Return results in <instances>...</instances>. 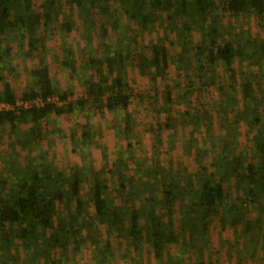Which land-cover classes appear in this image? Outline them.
I'll return each mask as SVG.
<instances>
[{
  "label": "trees",
  "instance_id": "16d2710c",
  "mask_svg": "<svg viewBox=\"0 0 264 264\" xmlns=\"http://www.w3.org/2000/svg\"><path fill=\"white\" fill-rule=\"evenodd\" d=\"M227 16L262 19L264 0H0V103L39 97L45 102L0 111V145L9 147L2 161L10 169L0 177V264H67L103 241L111 250L112 236L125 237L131 251H153L156 257L164 246L191 242L196 244L188 246L195 253L192 264H210L219 260L213 250L217 224L238 235L231 250L226 233V244L216 253L233 264L256 260L258 249L247 237L264 233V129H257L246 155L231 105L216 102L227 112L226 132L214 127L207 110L220 82L239 92V103L251 100L244 108L251 110L252 124L261 123L264 82L250 69L239 72L235 63L241 54L249 62L259 55L264 59V37L246 35L243 28L237 33ZM76 22L79 44L71 38ZM161 23L167 33L163 28L152 43L141 44L139 30ZM56 25L67 86L54 81L42 60L47 34ZM114 34L115 50L108 43L102 51L103 41ZM94 38L102 42L97 47ZM16 46L40 61L27 71L26 85L15 83L16 68L7 60ZM135 72L158 81L157 87L134 93ZM134 95L146 98L148 121L128 110ZM81 112L91 119L116 114L122 118L118 134L137 136L136 145L129 142L127 148L141 144L140 135L151 137L156 157H141L134 169L119 152L112 165L100 168L75 161L58 167L49 154L44 159L38 145L53 133L50 118ZM178 124L188 126L180 139ZM92 126L80 125L84 140ZM218 130L219 137H210ZM244 210L259 212L247 218ZM261 250L257 264H264V244Z\"/></svg>",
  "mask_w": 264,
  "mask_h": 264
},
{
  "label": "rangeland",
  "instance_id": "374dc122",
  "mask_svg": "<svg viewBox=\"0 0 264 264\" xmlns=\"http://www.w3.org/2000/svg\"><path fill=\"white\" fill-rule=\"evenodd\" d=\"M69 11V10H68ZM71 12V11H70ZM77 16L78 14H74ZM226 19H231V24H235L234 29L238 33L242 31L241 28L244 29L246 35H252L256 38L264 37V18L259 19L255 16L242 19H236L235 17L227 16ZM158 24L154 27V29H146L139 30V39L141 44H150L157 37L158 34L164 32L165 27L159 26ZM81 24L76 22L72 41L75 44H79L81 39L78 37V27ZM169 27V25H168ZM53 32H50L48 35L49 40L46 43V48L44 50V55L42 56V60H45L47 64H49L51 75L55 82H59L61 86H67L69 81L68 72L66 69L59 65V57L62 53V40L60 35L58 34V25L52 28ZM168 28H165V34L167 33ZM132 31L130 30V35ZM70 41V40H69ZM94 47L99 46L102 42L94 38ZM101 44L102 51L108 43H111V47L115 50V43L118 42V35L114 34L107 40L103 41ZM107 42V43H106ZM115 42V43H114ZM109 53V52H108ZM258 55V54H257ZM7 60L12 63L13 67L17 68L20 72H17L16 84L26 85L28 82L27 71L33 69L34 66H40V61L35 55L29 56L26 54L25 50H18L17 46L15 47V51L11 55V57L7 58ZM255 61H257L255 63ZM239 72L246 73L248 69L252 71V76L255 80L264 82V59L261 55L253 57V60L249 62L248 59H245V56L241 54V57L237 59L235 63ZM176 67V66H175ZM174 67H172L173 69ZM16 69V70H17ZM178 73V69L175 68L172 72ZM154 77V76H152ZM241 77V76H240ZM133 85L135 87V92L149 87H157L158 81H150L147 76H142L139 73H132ZM230 83V82H229ZM228 83V84H229ZM219 82L212 89L213 95L215 97L214 101H212V105L207 110L209 113L210 121L213 122L214 127L219 128L221 126V132H226L229 128V121L223 118V114H227V112H223L218 105L217 101H222L226 108L227 105H231L232 109L236 113L237 117L240 119V123L236 126V130L238 133L239 143H242L243 147L247 148L246 155L252 152L255 144V135L257 133V129H264V114H262L261 123L258 125L252 124L253 117L251 116V110L244 108V105H249V99H243V102L239 103V99H241V95L239 92H234L235 89L233 86H220ZM227 87V88H225ZM163 89V88H161ZM239 90V88H238ZM205 94V92H204ZM144 102V103H143ZM142 100L135 95L132 98V101L128 107V110L133 113V115L138 118L140 121H148V114L150 112L149 107H146V98ZM228 103V104H227ZM145 104V105H144ZM222 112V113H221ZM122 118L118 117L116 114L112 112L106 114L105 116H96L93 119L88 118V115L85 112L81 113H68L66 116H57L53 115L50 118V127L52 129L51 136L49 137L48 143L44 142L41 145H38V148L42 150V157L47 158L48 154L50 159L54 161V163L58 167H65L67 164H72V162H79L82 168H88L89 164L92 162L96 165L97 168H100L103 164L112 165V160L115 158L116 154L119 152L120 157H122L124 161H129L132 169L136 167L138 163V159L143 157L148 161L149 157H156L155 152L152 151V138L144 137L142 135L139 136V139L142 141L141 144L136 146L135 148H127V144L134 143L136 145L137 136L133 133H128L126 135H119L116 127V122L120 121ZM250 120V121H249ZM85 122H92L95 124L93 127L92 134L85 138H82V130L80 125ZM29 125H24L25 131L28 129ZM185 127H181L178 124V137L180 139L183 136ZM176 129V130H177ZM210 131H208L207 135ZM74 134V138L70 136V134ZM220 130L216 131L215 134L210 132V137L216 136L219 137ZM138 134V133H137ZM217 140V139H215ZM2 152L5 153L9 150V147L1 146ZM34 149V150H37ZM35 152V151H34ZM118 154V155H119ZM84 155V158H83ZM14 156V155H13ZM2 154L0 152V177L6 174L9 166L2 161ZM15 157V156H14ZM129 157V159H128ZM84 159V161H83ZM24 160V159H23ZM22 160V161H23ZM37 160V159H36ZM36 162V161H34ZM149 163V162H148ZM147 164V163H146ZM35 167V166H34ZM36 168V167H35ZM235 191V190H233ZM251 212V213H250ZM242 211L241 213L247 215V218L255 217V213L257 211ZM230 217H226L229 219ZM219 224H217L216 228L213 230V250L214 253L218 256L219 260L216 262V258L213 256L215 260L210 264H231L234 261L228 260L226 255L218 254L216 251L218 249H222L225 246V242L223 238L227 237L226 233H229L231 244V250L233 249V241L235 237L238 235L234 229L229 227L228 231L222 232L221 229H218ZM102 230H105L102 227ZM247 241L250 243L252 240L254 246L257 250V258L255 261H251L250 264H257L260 261V258L263 255V251L261 250L262 245L264 244V233L259 234L257 231L251 232L247 237ZM111 242V250H107L105 248V241L102 242V245L98 247H94V250H90L84 248L79 253L72 256L70 262L67 264H172L175 260L178 264H192L195 253L192 251V248L188 246L196 245L194 243H183L180 241L179 243H173L169 246H164L162 251H160V255L158 257L155 256L153 251L147 250H134L131 251L128 247V240L125 237H110ZM246 243V242H245ZM248 246V244L246 243ZM200 247V243L197 248ZM251 247V246H250ZM147 251V252H144ZM181 252L186 253L184 255ZM179 256H178V255ZM244 256V261L248 257ZM176 259H173V258ZM234 260V259H233ZM233 264V263H232Z\"/></svg>",
  "mask_w": 264,
  "mask_h": 264
},
{
  "label": "built area",
  "instance_id": "2783aa9c",
  "mask_svg": "<svg viewBox=\"0 0 264 264\" xmlns=\"http://www.w3.org/2000/svg\"><path fill=\"white\" fill-rule=\"evenodd\" d=\"M53 100H56V99H50V98L48 99V101H53ZM44 103L45 102L41 97L34 99V100H30V101H23V100L18 99L17 103L14 105L9 104V103H0V111L20 109V107L29 108L34 105L40 106V105H43Z\"/></svg>",
  "mask_w": 264,
  "mask_h": 264
},
{
  "label": "crops",
  "instance_id": "0c3cea01",
  "mask_svg": "<svg viewBox=\"0 0 264 264\" xmlns=\"http://www.w3.org/2000/svg\"><path fill=\"white\" fill-rule=\"evenodd\" d=\"M12 64V63H11ZM17 69V68H16ZM17 72H20L18 69L16 70ZM28 79V78H27ZM27 84H28V82H27ZM0 152L1 153H3L2 152V148L0 147ZM30 152V154L32 155V152L31 151H29ZM23 154H25V155H27L28 154V151H26V152H22ZM18 154H21V153H18ZM33 157V156H32Z\"/></svg>",
  "mask_w": 264,
  "mask_h": 264
}]
</instances>
